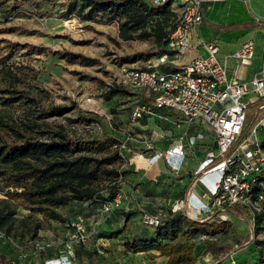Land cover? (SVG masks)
I'll return each mask as SVG.
<instances>
[{
    "label": "rangeland",
    "instance_id": "374dc122",
    "mask_svg": "<svg viewBox=\"0 0 264 264\" xmlns=\"http://www.w3.org/2000/svg\"><path fill=\"white\" fill-rule=\"evenodd\" d=\"M61 1L17 0L15 7L5 12L0 7V40L17 44L10 55L0 46V56L7 57L0 66L11 68L20 79L14 84L28 94L40 97L44 104L63 105L74 101L95 121L89 125L83 122L68 123V127L83 134L108 133L120 141L122 153L129 157L132 155L126 152L127 146H131L129 139H145L139 127L142 119H134L135 126L132 125L134 121L131 113L135 105L148 100L149 94L145 90L137 93V90L128 87L121 78L120 68H144L147 65L151 56L145 57V53L155 46L154 29L148 26L146 37L123 39L119 35L120 19L117 16L98 13L89 20H80L74 14L64 17ZM227 2L209 3L213 8L207 10L205 19L210 26L201 25L196 28V32L202 40L214 41L217 45L222 42V36L230 34L233 29L240 32L241 41L254 38L257 47L251 69L256 68L261 56L262 36L251 31L243 33L241 27H234V24L242 18L241 8L264 14V0H240L236 2L238 8L229 11L230 15H219L218 5ZM171 24L170 19L166 30L171 28ZM134 35L137 37V33ZM39 47L81 53L95 58L97 62L68 63L46 50L39 51ZM187 55L191 56V52ZM109 87L117 88L119 93L105 100L102 94ZM256 107L257 104H253L250 111L255 113ZM65 115L76 117V108ZM251 117L246 120L248 126L252 125ZM46 121L66 124V119L60 116ZM207 139L210 138L207 136ZM139 149L135 147L134 151L139 152ZM136 168L138 170L134 172L133 178L121 181L120 194L109 209H102L100 203L70 200L57 208L62 220H46L40 214H31L5 195L6 189L0 182V209L14 213L0 221V249L22 264H45L46 259L59 257L67 259L64 264H162L166 261L165 256L158 251L132 253L124 242L152 237L154 231L149 226L154 224L146 218H159L163 211L179 200L170 201L163 207L156 193L147 197V200L142 199L140 165ZM125 182L131 183L130 188L133 187L134 191L137 188V193L131 191L130 194ZM36 223H39V228L34 231ZM76 225L83 229L82 240L75 233ZM253 230L239 237L229 228L220 233L197 237L195 243L199 249L205 238L217 242H235L234 239L239 237L240 241H236L239 245L252 234V239L263 247V254L257 260L259 264H264V227L255 226Z\"/></svg>",
    "mask_w": 264,
    "mask_h": 264
},
{
    "label": "trees",
    "instance_id": "16d2710c",
    "mask_svg": "<svg viewBox=\"0 0 264 264\" xmlns=\"http://www.w3.org/2000/svg\"><path fill=\"white\" fill-rule=\"evenodd\" d=\"M16 2L0 0V7L5 12L13 9ZM60 4L64 17L74 14L80 20H89L98 13L117 16L120 19L119 35L123 39L146 37L147 27L152 26L155 46L147 50L145 57L164 50V37L173 27L174 14L170 2L154 5L151 0H63ZM170 19L171 28L166 30ZM16 45L0 40V46L9 55ZM38 50H46L68 63L97 62L95 58L69 50L48 47H39ZM6 58L0 56V64ZM18 80L11 68L0 66V182L6 189L5 195L31 214H40L46 220H62L57 208L70 200L101 205L113 202L120 194L121 181L128 174L122 166L124 158L120 141L108 133L83 134L68 127V123L89 125L95 120L74 101L63 105L44 104L40 97L19 89L14 84ZM117 93V88L109 87L102 97L110 100ZM74 108L77 116L67 117L65 114ZM55 116L64 117L66 124L46 121ZM248 127L247 124L245 130ZM223 211L249 224L244 209L234 206L225 207ZM220 212L218 209L208 217L194 219L168 208L157 218V224L149 226L154 231L152 237L126 240L124 245L132 253L158 251L166 257L164 264H195L197 257L207 253L220 258L230 250L229 245L205 238L203 246L198 249L195 243L197 237L232 227L228 219L225 221L218 216ZM13 214V211L0 209V221ZM261 223H264V218L257 216L255 226ZM38 228L39 223H36L34 231ZM0 264L22 263L0 251ZM211 264L226 263L218 259Z\"/></svg>",
    "mask_w": 264,
    "mask_h": 264
},
{
    "label": "built area",
    "instance_id": "2783aa9c",
    "mask_svg": "<svg viewBox=\"0 0 264 264\" xmlns=\"http://www.w3.org/2000/svg\"><path fill=\"white\" fill-rule=\"evenodd\" d=\"M151 1L154 5L170 2L173 27L164 37V50L151 56L144 68H120L128 87L152 96L151 101L135 105L132 118H153L160 109H171L183 116L187 126L200 121L210 127L216 143V151H208L194 172L204 191L199 196L190 193L184 202L169 209L194 219L208 217L219 209L218 216L225 219L223 209L237 206L245 210L254 229L257 216L264 218V36L256 68L251 69L256 44L247 39L228 56L233 60L230 69L225 59L219 58L220 49L214 41L199 38L195 44L192 42L196 28L205 22L206 5L229 0ZM200 47L204 54L184 61L189 50ZM253 104H257L255 113L250 111ZM249 117L252 125L245 130ZM185 136L186 131L166 150L156 152L152 161L163 158L176 170L180 164L177 161L185 155ZM202 137L203 133L197 131L189 144ZM113 202L103 203L102 209H109ZM146 220L158 223L157 218ZM82 232V227L76 225L79 240L83 239ZM66 261L65 257L51 258L45 264Z\"/></svg>",
    "mask_w": 264,
    "mask_h": 264
},
{
    "label": "crops",
    "instance_id": "0c3cea01",
    "mask_svg": "<svg viewBox=\"0 0 264 264\" xmlns=\"http://www.w3.org/2000/svg\"><path fill=\"white\" fill-rule=\"evenodd\" d=\"M239 1L240 0H229L227 3L218 5L219 15H230L231 13L229 11L234 7L238 8L236 2ZM211 8H213V5H206L205 18L206 12H208L207 10H210ZM241 10L243 12L242 18L238 19V21L234 24V27H241L243 33L244 31H251L252 34H261L263 40L264 14H260V12L256 9V11H248L247 8H241ZM258 18H261L259 22L256 20ZM202 25L205 27L210 26L206 22V19ZM249 27L250 29L246 30ZM235 31L236 29H233L230 34H224L222 36V42L218 45L220 49L219 58L225 59L226 64L230 69L233 66V60L228 56L233 53L242 44V42L247 40L245 39L241 41L240 32ZM199 38L201 37L196 32L195 37H193V44H195ZM248 39L254 40L252 37ZM254 42L257 47L255 40ZM189 52H191V56L187 55ZM188 53L185 56V62H188L195 56L204 54L205 52L200 47L198 49H191ZM138 91L140 90H137V93H140ZM151 98L152 96L149 94L148 100L145 102L151 101ZM141 119L143 122L139 127L142 128L141 136L145 137V139H141L140 141L133 138L129 139L131 146H127L126 148L128 155H130V152L132 153L129 157H125L123 154L124 152L122 153V150L120 149L122 157L124 158L122 166L124 167V170L128 172L126 179L133 178L134 172L138 170L136 166L140 165L141 198L147 200V197L156 193L158 200H160V205L163 207H166V204L170 201L178 202L179 200L184 202L190 193L199 196L204 191V187L197 180V176L194 172L203 162L208 151H216L215 136L212 129L200 121L196 122L192 126H187L180 113L167 108L160 109L158 111V116L156 117L150 119L142 117L140 120ZM132 120L134 121L133 118ZM136 120L140 121L139 119ZM138 121H136L137 124ZM131 124L135 126V121ZM184 131H186V136L183 141L185 146V155L177 161V163L180 164L176 170L172 169L170 164H168L164 159L159 158L156 161H152L151 157L156 152L166 150L170 145L177 141L178 137ZM197 131L203 133V137L195 139L194 144H189V138L194 137ZM207 136L210 139H207ZM135 147L140 148L139 152L134 151ZM217 159L218 158H216L214 162L217 161ZM177 175L179 178L175 179L174 177ZM125 183L129 186L128 188L130 191L128 192L131 194V191H134L133 187L130 188V186H132L131 183ZM135 190L137 191V188ZM204 201H207V199ZM226 215L227 219L231 222V228L238 234L239 237H243L245 234L247 235L248 232L250 233V231H254L250 227V224L242 222L234 216L228 214ZM259 226L263 227L264 223H261ZM224 230H229V228ZM239 237L238 239H234L235 242H218L220 244L230 246V250L226 254L221 255L220 258H214L210 253H207L203 256L197 257L195 264H211L216 262L218 259L224 260L226 264H259L257 259L261 258L263 254L262 245L252 239V234L246 241L241 242L238 245L236 241H240ZM0 251L2 250L0 249ZM164 263L165 262L162 264Z\"/></svg>",
    "mask_w": 264,
    "mask_h": 264
}]
</instances>
